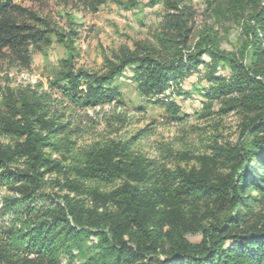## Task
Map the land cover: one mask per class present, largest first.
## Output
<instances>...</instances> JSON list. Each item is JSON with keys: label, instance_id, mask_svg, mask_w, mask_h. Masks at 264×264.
<instances>
[{"label": "trees", "instance_id": "trees-1", "mask_svg": "<svg viewBox=\"0 0 264 264\" xmlns=\"http://www.w3.org/2000/svg\"><path fill=\"white\" fill-rule=\"evenodd\" d=\"M15 1L0 2V62L27 70L31 49L49 47L52 37L67 57L48 85L58 99L48 92L16 97L9 91L0 115V264H64L62 255L73 262L90 248L94 254L86 264H264V221L254 214L264 200V74L207 50L215 65L223 61L232 71L211 96L230 95L234 108L258 112L243 129L247 139L219 150L225 173L214 181L205 168L216 166L209 158L201 170L186 172L132 152L144 129L124 141L79 144V127L63 115L52 117L54 107L85 111L117 104L115 82L132 69L138 94L158 99L177 119L180 110L165 93L203 63L205 50L198 46L185 60L164 62L144 49L123 48L104 61L102 72L92 73L76 67L78 31L72 23L59 32ZM61 1L95 14L108 5L134 7L139 0ZM226 1L232 14L256 8L249 48L258 65L264 64L261 0ZM156 3L173 11L171 24L188 35L178 0H149L147 6ZM165 153L170 157V149ZM186 203L219 204L225 212L221 219L209 212L212 220L202 225L197 213L183 211ZM187 232L200 233V242H188ZM92 239L96 245L90 247Z\"/></svg>", "mask_w": 264, "mask_h": 264}, {"label": "rangeland", "instance_id": "rangeland-1", "mask_svg": "<svg viewBox=\"0 0 264 264\" xmlns=\"http://www.w3.org/2000/svg\"><path fill=\"white\" fill-rule=\"evenodd\" d=\"M148 1L139 0L134 7L108 5L95 14L82 11L73 2L64 4L61 0H16L15 4L35 13L59 32H67L72 23L78 31L74 43L78 54L76 67L92 73L102 72L104 61L112 59L123 48L138 53L144 49L164 62H173L180 57L185 60L189 53L198 51V46L205 50L201 58L203 63L190 75L174 80L165 93V98L175 102L180 110L177 119H173L158 99L149 100L138 94L132 69L115 82L120 93L119 103L85 111L54 107L52 117L63 115L65 120L72 121L73 126L77 125L79 144L124 141L144 129L146 136L134 140L132 152L168 169L180 168L186 172L201 170L203 159L209 158L216 166L205 168L209 172L208 177L214 181L225 173L217 155L219 150L247 139L242 137L243 129L257 117L258 112L234 108L230 95L211 96V91L217 90L220 82H228L232 71L223 61L215 65L207 50L233 57L244 66L257 68L264 74V64L258 65L249 48L254 25L250 14L256 8L245 9L240 15L230 13L226 0H178V7L183 10L185 30L190 31L187 35L171 24L173 11L167 10L162 3L147 6ZM260 6H264V0ZM255 32L259 36L258 31ZM66 57V49L52 37L49 47L41 51L31 49V65L27 70L1 61L0 115L5 113L9 91L16 97L19 92L28 95L34 92L37 96L48 92L58 99V94L48 85L59 74L60 62ZM168 149L170 157L165 153ZM54 190L56 194L63 193ZM183 211L197 213L196 219H200L202 225L212 220V217H207L209 212L218 219L225 212L219 204L206 206L202 203H186ZM254 214L264 221V200L255 208ZM164 231L168 232V229ZM184 238L190 243L201 240L198 232H187ZM165 242L166 238L159 258L164 257ZM87 245H96V240L92 239ZM93 254L90 248L73 262L64 255L61 260L64 264H86Z\"/></svg>", "mask_w": 264, "mask_h": 264}]
</instances>
